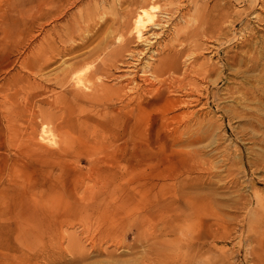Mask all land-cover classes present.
<instances>
[{
  "label": "bare ground",
  "instance_id": "obj_1",
  "mask_svg": "<svg viewBox=\"0 0 264 264\" xmlns=\"http://www.w3.org/2000/svg\"><path fill=\"white\" fill-rule=\"evenodd\" d=\"M139 1L119 0V6ZM179 1L175 10L171 2L163 8L154 2L142 6L132 22L127 18L134 10L120 9L121 16L114 18L113 10L102 21L83 27L76 17L59 29L54 23L50 32L41 20L47 17L53 23L68 16V7L76 0L67 4L51 0L47 11L40 1L35 6L38 27H26L24 36L0 60V71L14 63L19 67L0 85L10 128L7 138L0 140V149L12 150L14 159L22 157L25 164L49 169L45 177L56 186L46 192L36 185H20V195L13 202L0 197V205L13 204L15 215L24 222V244L40 235L48 238L45 264H78L89 257L75 236L67 248L62 246L66 237L62 226L72 219L141 213L156 199L163 215L157 225L143 221L148 248L135 254L131 264H264V0ZM192 3L195 14L186 18L184 10ZM160 12L167 15L166 24L178 12L185 25L175 31L177 43L156 48L155 61L144 62L147 48L134 50L130 43L147 39L144 32L163 23ZM98 13L95 9L84 16L94 18ZM82 29L85 34L80 33ZM38 35H42L39 40ZM36 41V49L31 48ZM63 56L60 72L45 75V68ZM120 66L129 68L125 75L114 77L117 84L102 78L113 77V70ZM31 73L40 79L31 81ZM224 80L226 96L217 91ZM225 98H231L234 105L226 107ZM10 103L15 104L13 108ZM40 103L48 107L29 113ZM16 105L21 108L13 111ZM214 115L221 121L217 126L211 119ZM26 116L32 130L19 131L17 123L11 126ZM34 116L43 121L37 136L36 124L30 123ZM234 119L244 122L245 128L239 140L232 138L235 147L230 151L220 141L224 139L220 131L228 126L223 121ZM45 122L53 124L59 140ZM37 139L54 147L42 146L43 141L37 143ZM201 143L205 144L196 147ZM166 145L179 152L178 164L149 178L144 174L151 166L148 156L154 155L157 165L163 164ZM84 151L102 153L90 158L86 172L80 166ZM128 153L134 160L122 164L121 156ZM113 171L116 179L135 172L124 180L143 192L149 185L157 187L154 199L132 202L129 209L125 201L114 207V175L109 174ZM70 175L75 187L66 188ZM122 193V197L129 196L128 191ZM31 197H38L34 213L23 205L24 201L33 204ZM32 215L40 218L36 225L28 222ZM136 216H130L131 222L140 230L142 222ZM52 220H57V227ZM54 230L62 231L56 246ZM232 242L236 248L220 246ZM117 243L122 246L125 241Z\"/></svg>",
  "mask_w": 264,
  "mask_h": 264
},
{
  "label": "rangeland",
  "instance_id": "obj_2",
  "mask_svg": "<svg viewBox=\"0 0 264 264\" xmlns=\"http://www.w3.org/2000/svg\"><path fill=\"white\" fill-rule=\"evenodd\" d=\"M40 1L45 11L49 9V2L51 4L52 2L54 3V1L51 2V0H0V60L5 57V55H7V53L12 49L14 43L19 38H22L24 36V31L26 27L30 26L31 24H34L35 28L38 27L39 22L35 17V6H37ZM60 1H62V3L65 2L64 4H67L69 1L72 0ZM215 1L220 0H210L211 3H214ZM152 2L158 4L162 8L166 3L171 2L170 5L172 6L173 10H175L176 7H178V5L180 4L179 0H154ZM152 2L145 3L144 0H140L137 5L131 6L128 3H125L120 7L119 0H105L104 2L100 0H76L74 4H71L68 7L70 9V14L68 16L58 18V20L56 22L54 20L53 23L52 19H48L47 17L41 21L44 25L45 31L50 32L53 27L52 24L55 23V25H57V28L59 29L62 26H66L70 22H74V17L79 20L83 27L88 23L92 24L94 20L102 21L101 17L110 16V12L113 10L115 18L116 16H121L118 14V11L120 9H122V11H129L130 9H133L134 13L127 18L128 21L132 22L134 20L136 12L139 11L142 6H147L149 3ZM95 9L96 11H99L96 17L86 18L84 16L86 12H94ZM184 12H186V18H189L191 15L195 14L194 3H192L190 6H187ZM178 14L179 13L177 12L175 14V17ZM159 15L164 18L162 21L163 23L154 25L152 27L150 26V29L144 32L145 37L148 40H134L130 43V47L134 50H142L144 48H147L145 51L147 52V56L144 62L151 63L155 61L154 57L157 58L158 55L153 52V50H155L156 48H158L159 50L165 44L177 43L175 31L181 30V28L185 25V22L180 19V15H178V17L176 18L174 17L173 22H169L168 24L165 23L167 15L163 12H160ZM239 27L240 25L237 26L238 29ZM80 33L85 34L84 29H82ZM41 36L42 35H38L37 39L39 40ZM76 39L78 41H81L77 37ZM153 41V44L155 46H150V43H152ZM37 45L38 42L36 41L34 42V44H32L31 48L36 49ZM205 56L209 57L210 53H205ZM65 58V56L59 57L57 62H54L48 67H46L43 71L45 75L53 77L56 73H59L60 69L64 67L63 60ZM123 59L127 60L129 58ZM18 68V64L14 63L8 68L2 69L0 71V85L2 83H5L7 77L9 78L14 72L18 70ZM128 68L129 67L127 66H120L119 68L113 70V77L102 78H104V80L110 84H117L118 80H116L114 77H116L117 75H125L128 71ZM8 72L11 73L7 74ZM23 72H25V74H29L27 71ZM30 76L31 81L40 79V76L34 73H31ZM226 84L228 83H226L224 80L219 86H217L218 93H221L223 96H226L224 93L225 91L223 89ZM56 89L60 88L56 87ZM221 89H223V91H221ZM214 90H216V88H214ZM1 99L2 98L0 96V140L7 138L10 132L9 123L4 116L6 107H4V103ZM11 101L12 98H10V102ZM213 101L214 99L211 97V104L213 103ZM12 102H14V100ZM224 104L226 105V107L233 106L234 102L231 98H225ZM9 105L11 106V108H13L12 106H14L15 104L10 103ZM119 105V102L115 103V106ZM47 107L48 106L44 103H40L39 105H33V109L29 113L33 111L38 112L41 108ZM20 108V106L16 105L13 111H17ZM29 116L22 117L15 122L13 121L11 126H14L13 124L17 123L15 128L19 131L32 130V128L29 127ZM216 118L219 119L217 115H214V117H212L211 119L215 121ZM235 120L237 119H234L231 122H229L228 120H225V122L223 121V123L227 124L228 126L227 129H223L220 131V133H222L224 137V139H221L220 141H224V144L230 147V151L234 150L235 147L233 143L235 141L232 140V138L234 137L239 140L241 138L240 130L241 128H245L244 122H239ZM126 122L128 123V121ZM220 122V120H216V126ZM30 123L36 124L37 136V134L40 132L39 130L43 121H41L40 118L34 116L33 121ZM229 123H231L232 125H230ZM45 125L49 130H51V133L54 136L55 140H59V132L53 128V124L45 122ZM156 128L157 124L154 123L152 125L153 132ZM41 141H43L42 146L47 145L54 147V145H51L44 140L37 139V143H40ZM123 142L124 140H119L117 143ZM203 144L205 143L197 144L196 147H200ZM129 146H131V144ZM166 146L167 152L163 154V158L165 160L163 164L157 165L155 161L156 158L153 157L154 155L148 156V160L151 162V166L149 165L150 168L145 170L144 174H146L149 178H151L150 175H154V178H156L160 174H163L165 169L178 164V160H180L179 152L176 150H172L169 145ZM175 148H178L177 145H175ZM205 154H208V149H206ZM101 155L102 153L89 155L87 151H84L81 156L82 160L80 161L82 171L86 170L90 158L93 159L95 157H100ZM120 160L122 164H125V162L127 161L134 160V158L130 153H128L126 157L121 156ZM158 166L161 169L154 170L155 167ZM46 170L49 171V169H46L40 165L23 163L22 157L14 159L13 151L10 149H0V197L2 199L3 197H5V200L13 202V197H18L21 193L20 190L17 191L20 185H36L37 189L42 188L46 192H49L51 189H55L56 186L54 185L53 181L50 180L52 182L51 184L49 183V180H47V178L45 177L47 176V174L44 172ZM134 173L135 172L132 171L128 172V174L121 179L115 178L116 175L114 174V171L112 173H109L110 175H114V207L117 206L119 203H123L122 201H125L127 204H130L128 205L129 209L132 206V202H139L141 199L145 198L147 202H150L154 199V193L157 187L149 185V190L143 192L142 188H135V184H126L124 179H128L129 176L133 175ZM158 173L160 174L158 175ZM65 181L66 188L75 187V182H73V180L71 179V175L68 176ZM155 181L162 182L163 179H155ZM152 187L154 188L150 190V188ZM259 187L261 188V186H258V188ZM122 191H128L129 196L123 195L122 197ZM37 200L38 197H31L30 201H32L33 204L24 201L23 205L29 210V212L34 213L38 208V206H35V204L38 203ZM157 204L158 199L155 200L151 208H148L141 213H130L129 215H127L124 214L126 212L125 211L122 212L121 215H117L116 217L114 216V218H112L111 216L92 215V217L88 216L83 221L72 219L73 221L70 224H65L64 226H62L63 232L61 230H54L52 234L53 246H56L61 242L60 234L62 232L66 236L64 237L62 245L64 248L68 247L70 237L75 236L80 240V244L82 246H85V249L88 250L89 257L78 264H131V259L134 258L135 254L141 255L148 248L149 241H147V239H145L143 236V234H147L148 231H144V229L142 228L143 221L145 220L147 222H153V225H157L160 222L158 218L163 215V212L161 208L157 210V207H159V205ZM255 205L256 204H254V206ZM12 209L13 204H11L8 208L5 207L3 203L0 205V264H45L46 259L44 258L43 252L49 244L48 238L45 235H40L38 237H34L32 240L27 241V244H24V241L22 239V235L24 234V232L21 231V227L22 225H24V222L21 220L20 217L15 215L16 210ZM253 210V208L248 210L249 214H252ZM132 214L137 215L136 217L139 218V223L142 222L141 224H139L141 225L140 230H137L136 223L131 222L130 216H132ZM39 221L40 218H37L36 216H28V222L33 225H36ZM56 221L57 220L51 221L53 227L58 226V223ZM38 228H40L39 225ZM119 241H125L124 245L121 246V244L117 243ZM220 246H222L224 249H233L237 247V245L233 244V242L228 244L220 243Z\"/></svg>",
  "mask_w": 264,
  "mask_h": 264
}]
</instances>
